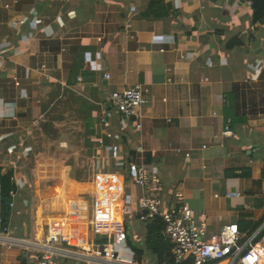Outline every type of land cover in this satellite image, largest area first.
Listing matches in <instances>:
<instances>
[{
  "label": "crops",
  "instance_id": "obj_1",
  "mask_svg": "<svg viewBox=\"0 0 264 264\" xmlns=\"http://www.w3.org/2000/svg\"><path fill=\"white\" fill-rule=\"evenodd\" d=\"M248 2L0 0V166L17 187L0 264L35 262L56 217L68 252L57 264H107L83 255L117 230L143 251L133 264H157L151 221L138 215L144 191L126 173L136 156L158 169L167 205L182 192L205 213L207 235L236 224L243 251L261 240L264 23ZM136 85L148 102L121 129L110 93ZM104 129L121 134L122 168L98 153ZM62 139L84 143L87 164L72 175ZM119 174V185L104 182Z\"/></svg>",
  "mask_w": 264,
  "mask_h": 264
},
{
  "label": "built area",
  "instance_id": "obj_2",
  "mask_svg": "<svg viewBox=\"0 0 264 264\" xmlns=\"http://www.w3.org/2000/svg\"><path fill=\"white\" fill-rule=\"evenodd\" d=\"M251 5V2H248ZM44 66H40L43 68ZM109 78V74H104ZM80 80V78H78ZM109 107L118 117L121 129L138 114L139 109L148 100L144 90L139 86L126 87L110 93ZM100 124L105 126L107 118L101 117ZM137 127H140L138 124ZM98 153H104L115 167L124 166L121 134L109 130H102L97 139ZM11 151V150H10ZM103 156L97 154L94 160L99 166ZM128 179L136 186L143 189L138 201L139 220L150 222L159 216L164 224L161 231L162 237L171 245V254L176 262L189 259L191 264H210L220 260H229L230 264H264V234L261 240L248 245L243 252L240 244V231L236 224H227L218 233L207 235V220L204 212L196 214L185 202L182 192H176L173 204L167 205L163 200V184L154 166L147 165L143 157L130 158L126 166ZM118 176L112 175L111 180ZM230 196L232 194H229ZM107 199L101 200V206L111 207ZM10 207L14 206L10 202ZM198 216V220L196 218ZM67 221L56 217L47 225L45 244L37 260L30 264H57L56 257L67 256L68 252L63 247ZM10 228L0 216V234H8ZM127 235L123 230H117L103 245L93 246L86 255V259L107 264H133L134 253L128 249Z\"/></svg>",
  "mask_w": 264,
  "mask_h": 264
},
{
  "label": "trees",
  "instance_id": "obj_3",
  "mask_svg": "<svg viewBox=\"0 0 264 264\" xmlns=\"http://www.w3.org/2000/svg\"><path fill=\"white\" fill-rule=\"evenodd\" d=\"M251 6L253 21L264 23V0H251ZM85 142L87 147H90L93 144V140L91 139H86ZM133 156L134 155L131 157ZM79 175V173H75V178L80 179ZM12 176V167L5 169L0 166V216L2 217L5 224L7 223L11 210L9 204L12 200V195L17 190L16 185L12 181ZM163 226L164 224L159 216L155 217L150 223L147 224L146 243L151 252L155 254L157 264H191L189 259L179 263L174 260V257L170 251V243L160 235V230L163 228ZM105 242V237H101V239L98 240V243H101L100 246ZM129 244L134 253V259L140 261L141 255L143 253L141 247L132 244L131 241H129ZM245 252L246 250H244L241 255H243Z\"/></svg>",
  "mask_w": 264,
  "mask_h": 264
},
{
  "label": "rangeland",
  "instance_id": "obj_4",
  "mask_svg": "<svg viewBox=\"0 0 264 264\" xmlns=\"http://www.w3.org/2000/svg\"><path fill=\"white\" fill-rule=\"evenodd\" d=\"M65 142V145L61 144L64 147V153L62 155H59L58 157L62 158L63 163H68L71 161L73 163L72 166V174H74L75 170L78 168H82L86 166L87 164V156L84 148V143L82 140H74V139H62ZM55 155V156H54ZM50 157H56L55 152L50 153ZM133 242H136V239H132ZM244 254V253H243ZM56 260L59 261L58 257H56Z\"/></svg>",
  "mask_w": 264,
  "mask_h": 264
},
{
  "label": "bare ground",
  "instance_id": "obj_5",
  "mask_svg": "<svg viewBox=\"0 0 264 264\" xmlns=\"http://www.w3.org/2000/svg\"><path fill=\"white\" fill-rule=\"evenodd\" d=\"M104 182H106V183L111 182L113 185H119L121 183V180H120L119 177L117 179H115V180H110V179L106 178V179H104Z\"/></svg>",
  "mask_w": 264,
  "mask_h": 264
}]
</instances>
